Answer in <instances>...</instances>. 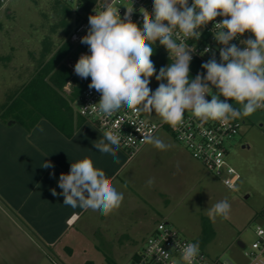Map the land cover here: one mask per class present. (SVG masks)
I'll return each mask as SVG.
<instances>
[{
	"label": "clouds",
	"instance_id": "1",
	"mask_svg": "<svg viewBox=\"0 0 264 264\" xmlns=\"http://www.w3.org/2000/svg\"><path fill=\"white\" fill-rule=\"evenodd\" d=\"M133 11L127 7L121 18L115 0H105L102 9L88 17L90 27L80 42L89 47L90 54L79 57L74 72L82 79L91 77L89 88L101 94L95 109L98 113L111 116L126 107L151 115L154 110L162 123L175 127L185 111H190L201 122L217 121L227 128L232 121L264 109V0H191V4L189 0H153L152 13L140 9L142 27L131 19ZM218 16L223 17L215 23L220 30L214 33L224 46L219 50L220 62L213 53L201 65L206 75L198 73L192 79L193 50L180 39L181 34L199 39L200 29ZM246 32L254 38L241 40L244 47L230 43ZM156 41L166 48L171 61L158 74L151 59ZM208 51L211 49L206 48ZM153 75L160 81L155 91L149 86ZM209 95L210 101L206 99ZM229 100L240 107H233ZM120 139L118 133L106 131L94 147L116 159ZM141 142L161 150L170 147L150 134L143 135ZM41 167L54 169L50 161ZM50 175L54 176V171ZM147 183L151 186L154 180ZM58 187L62 192L52 189V195H62L64 205L99 211L104 216L119 209L124 199L89 157L72 163L68 174L61 173ZM230 212L231 205L224 199L208 209L207 215L215 222L217 217L229 219ZM181 251L183 264H195L199 242L187 243Z\"/></svg>",
	"mask_w": 264,
	"mask_h": 264
},
{
	"label": "rangeland",
	"instance_id": "2",
	"mask_svg": "<svg viewBox=\"0 0 264 264\" xmlns=\"http://www.w3.org/2000/svg\"><path fill=\"white\" fill-rule=\"evenodd\" d=\"M77 21L75 6L62 0H12L0 8L2 55L11 54L18 66L37 69L68 41ZM248 38L254 37L247 33ZM157 51L160 56L154 62L156 74L171 63L166 56L168 51L160 43ZM1 74L0 102L4 103L8 92L2 91L7 84L13 91L14 83L19 86L29 79L17 81L9 78L7 71ZM159 83L153 75L149 86L155 91ZM72 86L66 84L63 90L67 99L73 93ZM229 103L240 107L235 101ZM71 105L76 111L77 103ZM143 114L161 122L154 110L151 115ZM239 120L243 122L240 135L227 147L228 162L240 175L236 190L226 188L190 155L192 173L186 178L154 175L152 169L159 165L152 163L149 171L142 170L121 191L124 199L119 209L105 216L104 221L92 222V227L80 222V236L64 239L60 253L50 254L51 260L57 257L62 264H129L132 256L142 252L156 226L168 223L188 241L199 242L200 250L211 262L246 264L239 243L249 247L256 238V227L264 224V109ZM150 179L154 180L151 186L147 183ZM224 199L231 205L230 218L217 217L213 222L207 210ZM66 246L71 247L72 253L67 252Z\"/></svg>",
	"mask_w": 264,
	"mask_h": 264
},
{
	"label": "crops",
	"instance_id": "3",
	"mask_svg": "<svg viewBox=\"0 0 264 264\" xmlns=\"http://www.w3.org/2000/svg\"><path fill=\"white\" fill-rule=\"evenodd\" d=\"M2 46L0 41V77L1 71H7L9 78L30 81L37 69L16 65L11 54L3 57ZM28 81L19 86L14 83L13 91L7 84L2 91L8 92L7 98L0 102V109ZM10 122L13 124L0 119V264H62L57 257L51 260L50 254L60 253L64 239L80 236V222L92 227V222L106 219L99 211L73 209L63 204L62 195H52V189L62 192L58 187L60 174H68L71 164L84 157L105 171L117 192L127 189L152 163L159 165L151 168L153 174L164 179L169 175L186 178L192 173L190 154L162 131L155 136L170 145L165 150L147 143L137 157L129 158L119 149L114 159L94 147L103 134L76 112L70 136L47 120H40L31 130ZM45 161L54 169L41 167ZM53 171L54 176L50 175ZM70 246L66 250L72 253Z\"/></svg>",
	"mask_w": 264,
	"mask_h": 264
},
{
	"label": "built area",
	"instance_id": "4",
	"mask_svg": "<svg viewBox=\"0 0 264 264\" xmlns=\"http://www.w3.org/2000/svg\"><path fill=\"white\" fill-rule=\"evenodd\" d=\"M62 1L74 5L75 12L78 14V21L68 38L73 48L74 57L68 60L67 65L75 73L74 66L79 57L82 54H90L89 47L80 42L81 38L87 35L90 27L88 17L95 15V11L101 10L105 0ZM11 2L12 0H0V8L8 6ZM189 4H191V0H189ZM115 6L119 8L121 18L124 17L127 7H133L131 19L142 27L143 15L140 9L144 8L152 13L153 0H115ZM222 19L223 17L218 16L214 22H209L201 28L199 39L184 38L181 34L180 39H184L185 43L193 50L190 66L195 67V74L206 75V70L201 65L212 58L213 53H215L217 62H220L219 50L224 46L215 40L214 33L220 30L215 26V23H219ZM174 39L177 38L174 36ZM246 39L247 32L230 43L237 44L242 48L244 45L240 41ZM177 42L179 43L180 40L177 39ZM153 47L158 49L159 41H156ZM206 48H210L211 51L205 52ZM166 56L169 57L168 52ZM67 86L70 87L71 83L68 82ZM213 92H216L215 88H213ZM100 98L101 94L88 86L79 97L76 113L80 118L92 123L102 134L106 131L118 133L121 138L119 149L123 150L129 158L135 157L147 145V143L141 142L143 135L155 136L165 130L194 160L202 164L207 173L218 178L229 190L235 189L240 175L228 162L227 147L240 135L243 122L239 119L232 121L231 126L225 128L217 121L201 122L190 111H185L182 122L173 127L166 123L149 120L143 113L126 107H122L111 116H103L95 110ZM206 99L210 101L211 96H207ZM230 185L232 187H229ZM254 233L256 238L249 247L244 246L243 255L247 261L246 264H264V224L258 225ZM187 243L190 241L182 237L175 228L168 223H159L145 243L142 252L132 257L129 264H183L181 250ZM165 253L167 254L165 255ZM195 264L234 263L231 261L220 263L218 260L211 262L207 255L200 250Z\"/></svg>",
	"mask_w": 264,
	"mask_h": 264
},
{
	"label": "trees",
	"instance_id": "5",
	"mask_svg": "<svg viewBox=\"0 0 264 264\" xmlns=\"http://www.w3.org/2000/svg\"><path fill=\"white\" fill-rule=\"evenodd\" d=\"M247 33L252 37V33ZM72 50L71 44L67 41L48 61L39 64L31 80L10 97L0 109V119L3 123L14 121L26 130H31L40 120H47L70 136L76 112L71 102L78 103L81 93L91 83V77L82 79L68 67L67 61L74 57ZM159 56L157 49H154V55L151 57L153 62H156ZM194 70L195 67L191 65L190 78L192 79L198 74H195ZM68 82L73 85L70 99L63 95Z\"/></svg>",
	"mask_w": 264,
	"mask_h": 264
},
{
	"label": "water",
	"instance_id": "6",
	"mask_svg": "<svg viewBox=\"0 0 264 264\" xmlns=\"http://www.w3.org/2000/svg\"><path fill=\"white\" fill-rule=\"evenodd\" d=\"M13 124V122H9V125ZM239 246L243 249L244 248V245L239 243Z\"/></svg>",
	"mask_w": 264,
	"mask_h": 264
}]
</instances>
